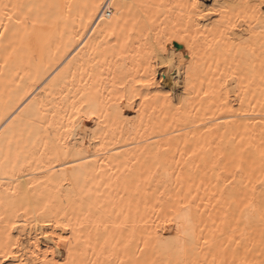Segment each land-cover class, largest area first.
I'll return each instance as SVG.
<instances>
[{"label": "bare ground", "instance_id": "1", "mask_svg": "<svg viewBox=\"0 0 264 264\" xmlns=\"http://www.w3.org/2000/svg\"><path fill=\"white\" fill-rule=\"evenodd\" d=\"M0 0V264H264V0Z\"/></svg>", "mask_w": 264, "mask_h": 264}, {"label": "rangeland", "instance_id": "2", "mask_svg": "<svg viewBox=\"0 0 264 264\" xmlns=\"http://www.w3.org/2000/svg\"><path fill=\"white\" fill-rule=\"evenodd\" d=\"M206 1H208L210 4H212L213 2H212V0H206Z\"/></svg>", "mask_w": 264, "mask_h": 264}]
</instances>
